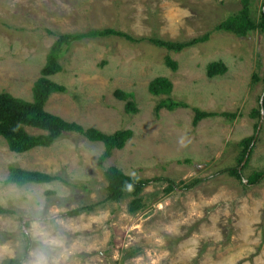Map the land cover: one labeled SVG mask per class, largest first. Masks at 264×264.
Returning a JSON list of instances; mask_svg holds the SVG:
<instances>
[{"label":"rangeland","instance_id":"rangeland-1","mask_svg":"<svg viewBox=\"0 0 264 264\" xmlns=\"http://www.w3.org/2000/svg\"><path fill=\"white\" fill-rule=\"evenodd\" d=\"M242 1L0 0V93L26 101L33 100V85L60 34L113 28L135 39L172 42L209 35L180 53L118 38L85 40L64 53V70L52 79L68 92L51 96L46 111L106 134L132 130L133 138L104 168L154 181L142 194V209L130 212L132 197L107 199L98 165L102 143L65 134L50 148L16 154L0 138V206L16 212L0 215V264H264V178L245 188L228 173L238 167V143L256 137L260 120L251 113L264 93V32L241 37L218 29L242 10ZM250 2L259 21L264 0ZM166 57L178 63L176 72ZM218 61L228 71L210 79L207 66ZM158 77L172 81L170 97L188 109L156 116V105L167 98L149 92ZM116 90L133 96L138 114L125 112ZM193 108L239 117L205 119L194 127ZM254 145L245 181L264 171V119ZM11 165L68 184L6 185ZM168 182L175 190L166 194ZM85 206L93 210L69 214Z\"/></svg>","mask_w":264,"mask_h":264},{"label":"trees","instance_id":"trees-1","mask_svg":"<svg viewBox=\"0 0 264 264\" xmlns=\"http://www.w3.org/2000/svg\"><path fill=\"white\" fill-rule=\"evenodd\" d=\"M250 4V0H243L242 10L234 17H231L224 23L220 24L218 29L241 37L247 36L252 31L259 30L264 32V12H261L259 21H256L251 15ZM106 38H118L137 44L145 42L159 49L180 53L187 48L207 42L209 40V35L207 34L203 37L192 39L187 42H172L159 38L135 39L130 34L113 28L93 29L84 33L60 34L57 36V40L50 48L46 58V64L40 72V77L33 85L32 101L16 98L6 92L0 93V138H3L6 141L9 150L16 154H24L36 148H50L65 134H78L90 142L102 143L104 145V152L99 157L98 165L104 169V177L107 182V199L114 202H121L127 197H132L129 205V211L137 212L143 207L142 194L144 190L154 180L128 176L117 167L104 168V164L112 157L113 152L116 150H123L126 144L133 138L134 132L130 129H123L111 134H106L96 128H85L76 122L66 121L63 118L46 111V105L51 96L55 94H66L68 92L66 86L61 85L52 79V77L64 70L63 65L61 64V59L64 53L76 43H80L85 40ZM165 63L172 71L176 72L178 70V63L170 57H166ZM227 71V66L221 61L210 63L207 66V76L210 79L223 76L227 73ZM253 79L255 83L260 81V78L257 75H254ZM173 87L172 81L165 77H158L150 82L149 92L152 96H167V98L160 100L155 107V114L157 117H159L160 112L163 109L172 112L180 108H189L187 103L174 100L170 97ZM114 96L118 100L126 102L125 112L127 114H138L139 110L131 94L123 90H116L114 92ZM261 108L262 106L259 102V108L253 110L251 113V117L253 119L258 121L260 120ZM193 112L194 117L192 123L194 127L198 126V124L205 119L222 117L229 121H234L239 117L237 113L207 112L199 108H193ZM27 128L36 130L39 133L31 134L27 131ZM255 128L257 130L258 124L255 125ZM254 139L255 136H252L251 138H246L238 143V146L242 148L241 154L238 158V167L228 170L229 175L240 180L245 188L260 184L264 178V171L254 172L246 178L247 183L244 182L245 179L243 178V172L248 167L256 147L253 144ZM249 151L248 160L242 168V171L239 172V167ZM55 181H61L68 184L67 180L58 175H50L37 171H27L11 165L8 168V176L4 183L6 185L14 184L21 187L27 184H48ZM168 183L169 186L165 190L166 194L175 190L173 182ZM196 183H198V181L185 185L183 188L189 189ZM73 186L87 189L84 185ZM47 194L54 195V192H48ZM85 210L92 211L93 206H85L77 210H73L69 214L71 216H78ZM14 214H16L15 211L0 206V215ZM127 255V257H132L134 254ZM4 264H22V260L10 259Z\"/></svg>","mask_w":264,"mask_h":264},{"label":"water","instance_id":"water-1","mask_svg":"<svg viewBox=\"0 0 264 264\" xmlns=\"http://www.w3.org/2000/svg\"><path fill=\"white\" fill-rule=\"evenodd\" d=\"M263 102H264V93H263V95H262V97H261V100H260V104H261V106H262V108H261V118H260V123H259L258 128H257L256 137H255V139H254V142H255V140L257 139L258 135H259V132H260L261 127H262L263 119H264V108H263ZM254 142H253V144H254ZM249 153H250V151L247 153V155H246L244 161L242 162L241 166L239 167V172L241 171L242 167L245 166V164H246V162H247V160H248V157H249ZM245 183H247V181H245Z\"/></svg>","mask_w":264,"mask_h":264},{"label":"clouds","instance_id":"clouds-1","mask_svg":"<svg viewBox=\"0 0 264 264\" xmlns=\"http://www.w3.org/2000/svg\"><path fill=\"white\" fill-rule=\"evenodd\" d=\"M37 264H46V261H44L43 259L37 261Z\"/></svg>","mask_w":264,"mask_h":264}]
</instances>
